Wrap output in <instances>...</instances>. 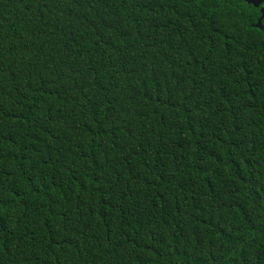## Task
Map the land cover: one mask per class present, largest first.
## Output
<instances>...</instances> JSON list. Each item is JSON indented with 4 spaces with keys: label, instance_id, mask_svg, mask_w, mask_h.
Listing matches in <instances>:
<instances>
[{
    "label": "trees",
    "instance_id": "trees-1",
    "mask_svg": "<svg viewBox=\"0 0 264 264\" xmlns=\"http://www.w3.org/2000/svg\"><path fill=\"white\" fill-rule=\"evenodd\" d=\"M262 3L0 0V264H264Z\"/></svg>",
    "mask_w": 264,
    "mask_h": 264
},
{
    "label": "flooded vegetation",
    "instance_id": "flooded-vegetation-1",
    "mask_svg": "<svg viewBox=\"0 0 264 264\" xmlns=\"http://www.w3.org/2000/svg\"><path fill=\"white\" fill-rule=\"evenodd\" d=\"M247 1L249 2V1H254V0H247ZM255 1H260V2H261L262 0H255ZM263 5H264V3H262V4L260 5V8H262V7L264 8Z\"/></svg>",
    "mask_w": 264,
    "mask_h": 264
},
{
    "label": "water",
    "instance_id": "water-1",
    "mask_svg": "<svg viewBox=\"0 0 264 264\" xmlns=\"http://www.w3.org/2000/svg\"><path fill=\"white\" fill-rule=\"evenodd\" d=\"M262 18L264 17V9L261 10ZM260 23V20L258 21V25Z\"/></svg>",
    "mask_w": 264,
    "mask_h": 264
}]
</instances>
